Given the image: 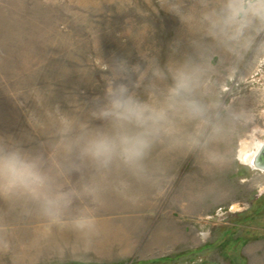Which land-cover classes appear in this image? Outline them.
<instances>
[{
	"label": "rangeland",
	"instance_id": "obj_1",
	"mask_svg": "<svg viewBox=\"0 0 264 264\" xmlns=\"http://www.w3.org/2000/svg\"><path fill=\"white\" fill-rule=\"evenodd\" d=\"M243 2L264 14L260 0ZM250 19L242 52L201 41L205 100L190 119L137 129L143 144L130 160L85 153L84 134L107 127L93 113L110 82L141 98L162 87L149 73L133 89L137 74L117 79V62L144 70L196 58L179 20L160 0H0V143L51 154L64 194L50 210L0 183V264H264V173L245 162L264 142V30ZM81 216L90 229L76 227Z\"/></svg>",
	"mask_w": 264,
	"mask_h": 264
},
{
	"label": "clouds",
	"instance_id": "obj_2",
	"mask_svg": "<svg viewBox=\"0 0 264 264\" xmlns=\"http://www.w3.org/2000/svg\"><path fill=\"white\" fill-rule=\"evenodd\" d=\"M260 3L264 6V0ZM160 6L179 20L184 29L183 39L196 50V58L183 54L167 60L162 66L150 61L144 70L138 65L129 69L123 61L117 62L114 70L117 79L126 78L129 72L137 74L133 89L140 88L149 73L162 87L157 88L150 83L141 98L125 84L110 82L104 102L93 113L108 125L84 134L85 153L106 157L119 151L128 159H134L140 154L143 144L137 129L166 119L170 114L190 119L191 109L197 102L205 100L204 79L210 58L200 52L203 39L210 40L212 47L235 55L246 48L245 30L251 24L250 17L255 18L259 30H264V14H249L248 5L243 0H196L195 5L188 4L187 0H160ZM182 45L181 39L173 41L174 55L180 52ZM260 64L264 68V49ZM259 109H264V104L259 105ZM248 113L249 109L242 108L235 118L244 119ZM57 169L51 154L45 158L42 154L22 150L13 143H0V183L28 189L50 210L58 209L64 199L56 183ZM74 223L78 228L90 229L94 220L81 216Z\"/></svg>",
	"mask_w": 264,
	"mask_h": 264
},
{
	"label": "water",
	"instance_id": "obj_3",
	"mask_svg": "<svg viewBox=\"0 0 264 264\" xmlns=\"http://www.w3.org/2000/svg\"><path fill=\"white\" fill-rule=\"evenodd\" d=\"M252 170L264 173V142L257 145L254 154L249 158Z\"/></svg>",
	"mask_w": 264,
	"mask_h": 264
},
{
	"label": "bare ground",
	"instance_id": "obj_4",
	"mask_svg": "<svg viewBox=\"0 0 264 264\" xmlns=\"http://www.w3.org/2000/svg\"><path fill=\"white\" fill-rule=\"evenodd\" d=\"M256 146H257V145H256ZM245 162L250 163V160L248 159V161L246 160Z\"/></svg>",
	"mask_w": 264,
	"mask_h": 264
}]
</instances>
